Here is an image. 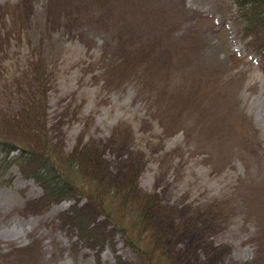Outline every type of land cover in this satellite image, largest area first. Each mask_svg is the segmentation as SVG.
Masks as SVG:
<instances>
[{
    "label": "rangeland",
    "instance_id": "obj_1",
    "mask_svg": "<svg viewBox=\"0 0 264 264\" xmlns=\"http://www.w3.org/2000/svg\"><path fill=\"white\" fill-rule=\"evenodd\" d=\"M237 22L230 0H0V141L82 164L52 200L0 167V264H264V64Z\"/></svg>",
    "mask_w": 264,
    "mask_h": 264
},
{
    "label": "trees",
    "instance_id": "obj_2",
    "mask_svg": "<svg viewBox=\"0 0 264 264\" xmlns=\"http://www.w3.org/2000/svg\"><path fill=\"white\" fill-rule=\"evenodd\" d=\"M230 1L234 5V19H236L238 21L237 23L242 26L246 36H250L252 39L254 38L255 45L257 44L256 46L258 47L259 57L264 64V37H262V39L257 36L259 33L264 32V0ZM13 11H17V9ZM39 119L41 118L38 117L35 121L37 122ZM41 141L46 142V139L43 138ZM34 148V144L28 142V140L19 143L17 148H14L12 143L3 142V140L0 141V154H3L2 160L0 159V167H3V170L7 168L5 162L8 161L17 165L19 170L25 173L27 177H31L35 182L39 183L44 189H46L47 200L59 198L61 194L67 192L73 187L72 180L74 176H82V164L79 162L76 164L78 165V170L74 171L69 179L67 175L62 173V169L59 168L60 164H56L51 156L43 157L38 154ZM12 152L13 154H11ZM104 190V188L99 187V192L102 194ZM116 193H120L127 200L132 196V204L137 206V214L140 216L143 223H146V225L151 226L152 228H154L155 224H158L156 221L152 220V214H154L155 211L150 210L151 208H154L153 204H155L152 196L145 194H138L139 196H137L136 192H131L129 194V192H124V190L122 192L117 190ZM93 200H95V196L89 198V202H92ZM85 215L86 214L84 213L78 214V216H73L71 218L74 226L78 228L82 238L84 236L83 234L86 235L84 225L88 227L91 223H87L86 221L84 225L82 224V221L87 218L84 217ZM149 215L152 219H150ZM166 233L167 232L160 231L155 234L160 235L157 239H161ZM87 236L89 237V234H87L86 237Z\"/></svg>",
    "mask_w": 264,
    "mask_h": 264
}]
</instances>
